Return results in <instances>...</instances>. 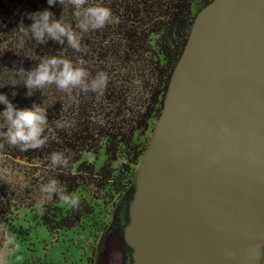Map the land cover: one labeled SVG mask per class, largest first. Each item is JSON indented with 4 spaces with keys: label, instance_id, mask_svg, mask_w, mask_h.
<instances>
[{
    "label": "water",
    "instance_id": "obj_1",
    "mask_svg": "<svg viewBox=\"0 0 264 264\" xmlns=\"http://www.w3.org/2000/svg\"><path fill=\"white\" fill-rule=\"evenodd\" d=\"M133 188L131 264L261 263L264 0L196 12Z\"/></svg>",
    "mask_w": 264,
    "mask_h": 264
},
{
    "label": "trees",
    "instance_id": "obj_2",
    "mask_svg": "<svg viewBox=\"0 0 264 264\" xmlns=\"http://www.w3.org/2000/svg\"><path fill=\"white\" fill-rule=\"evenodd\" d=\"M209 1L87 0L108 7L112 16L103 28L82 33V50L74 51L66 40L39 43L18 28L31 23L26 13L48 8L54 19L76 29L70 0L53 5L46 0H0V93L15 108L44 107L48 121L42 134L45 143L37 149L21 151L0 135V157L23 167L41 162L48 175L45 183L57 181L58 197L77 198L75 206L63 199L44 208L40 226L50 234L70 230L91 216L95 200L105 205L134 186L172 69L194 15ZM48 56H63L85 68L88 79L104 72L103 91L60 90L54 84L26 89L27 71ZM3 107L0 104V110ZM4 129L0 120V134ZM52 152L60 153L64 163L52 166ZM88 154L94 161L101 155V165L82 159ZM7 202L0 180V214L9 211Z\"/></svg>",
    "mask_w": 264,
    "mask_h": 264
},
{
    "label": "rangeland",
    "instance_id": "obj_3",
    "mask_svg": "<svg viewBox=\"0 0 264 264\" xmlns=\"http://www.w3.org/2000/svg\"><path fill=\"white\" fill-rule=\"evenodd\" d=\"M82 159L94 161L91 154L83 155ZM94 162L99 167L101 155ZM23 166L0 157V180L9 197L7 204H10L9 211L0 214V264H85L84 257L91 254L92 247L94 252L96 244H102L108 238H100L101 229L109 226L111 229L114 222L120 226L122 220L116 217L119 213L122 218L128 217L127 204L133 187L105 205L95 200L91 216L70 230L50 234L40 226L39 218L46 206L55 205L58 200L61 202L63 196L43 190L48 175L45 176L41 162ZM85 244L91 247L89 252L82 248ZM113 253L112 260L120 262L118 253ZM93 257L92 253L91 259Z\"/></svg>",
    "mask_w": 264,
    "mask_h": 264
},
{
    "label": "clouds",
    "instance_id": "obj_4",
    "mask_svg": "<svg viewBox=\"0 0 264 264\" xmlns=\"http://www.w3.org/2000/svg\"><path fill=\"white\" fill-rule=\"evenodd\" d=\"M73 8V16L76 18V29L69 24L54 19L53 13L48 8L35 10L25 15L31 21L25 27L21 23L18 28L25 34L39 42L44 43L51 38L58 43L65 40L67 45L74 51H81L82 33L89 30L103 28L110 20L111 10L102 4H88L87 0H70ZM48 5L61 4V0H46ZM88 72L85 68L75 66L73 62L63 56H48L40 59L35 68L27 71L23 82L26 89H41L45 85L54 84L60 90L79 87L82 92L93 91L100 93L107 82V75L104 72H97L94 77L88 79ZM30 91L27 95H31ZM0 104L4 107L0 110V120L3 121L5 129L2 134L10 145L18 146L21 151L37 149L44 145L43 132L47 124L45 108L33 104L31 108H15L8 98L0 93ZM52 166L63 164L64 160L60 153L50 154ZM48 193L57 191V181L49 180L43 186ZM63 199L70 205L75 206L77 198L63 196Z\"/></svg>",
    "mask_w": 264,
    "mask_h": 264
},
{
    "label": "flooded vegetation",
    "instance_id": "obj_5",
    "mask_svg": "<svg viewBox=\"0 0 264 264\" xmlns=\"http://www.w3.org/2000/svg\"><path fill=\"white\" fill-rule=\"evenodd\" d=\"M127 213V212H126ZM116 215V214H115ZM120 218L122 220L120 226H117V223L114 222V225L107 228L101 229V235L100 238H104L105 236L107 240L101 244V242H98L95 246V251L92 250L94 247H92V250L90 251L91 247L89 248L88 245L82 246V248H86L87 252L90 251L91 254L84 257L85 264H131L132 263V250L131 248L126 244L123 236V229L127 223L128 217H121V214H117L116 217ZM113 228V229H112ZM103 236V237H102ZM113 252L118 253V259H120V262L113 261L112 255ZM93 253V258L91 259V255ZM113 253V254H112ZM111 254V255H110ZM264 262V248H263V254H262V260L260 264H263Z\"/></svg>",
    "mask_w": 264,
    "mask_h": 264
}]
</instances>
